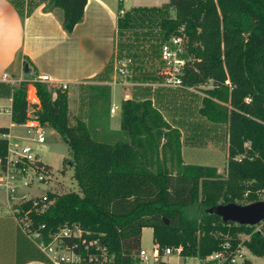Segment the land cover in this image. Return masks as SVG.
<instances>
[{
  "label": "trees",
  "instance_id": "16d2710c",
  "mask_svg": "<svg viewBox=\"0 0 264 264\" xmlns=\"http://www.w3.org/2000/svg\"><path fill=\"white\" fill-rule=\"evenodd\" d=\"M49 1L63 11L64 29L70 34L83 21L89 0ZM169 9L175 15L170 16ZM131 12L119 20L121 51L133 49L125 41L128 32L139 26L135 9ZM156 23L163 44L185 34L191 57L185 84H212L205 91L200 115L227 127L228 177L214 167L185 165L181 131L166 121L150 99L122 101L118 133L122 139H115L116 133L108 128L107 87L91 88L98 94L90 95L89 124L79 120L72 125L67 91L37 82L41 107L36 118L70 148L69 166L80 193L48 192L52 204L44 212L42 204H24L31 229L48 247L62 230L69 229L71 234L57 242L83 264H142L145 228L153 230L154 243L161 249L181 247L184 261H204L227 245L229 257L243 246L252 256L264 259V223L259 233L256 226L225 224L207 213L219 204L241 205L248 191L246 205L259 202L257 191L264 190V0H171ZM153 35L157 38L154 33L144 34L149 42ZM152 50L155 53L154 45ZM158 78L164 79L162 73L161 77L147 75L145 80ZM28 81L14 92L13 122L18 125L27 120ZM90 127L95 129L94 136ZM6 155L7 142L0 141V157ZM46 169L52 171L48 165ZM194 208L201 209L200 218L192 216ZM17 216L23 218L25 213ZM242 235L249 240L243 241ZM162 260L157 264H168ZM244 264L254 263L246 259Z\"/></svg>",
  "mask_w": 264,
  "mask_h": 264
},
{
  "label": "crops",
  "instance_id": "0c3cea01",
  "mask_svg": "<svg viewBox=\"0 0 264 264\" xmlns=\"http://www.w3.org/2000/svg\"><path fill=\"white\" fill-rule=\"evenodd\" d=\"M124 1L89 0L83 21L69 34L64 29L63 11L49 0H0V78L9 74L16 79H27L25 67L28 66L30 81L47 75L55 83H68L72 125L79 120L89 124L90 108L86 114L80 100V91L85 87L110 90L108 128L111 132L121 130V121L112 124V117L121 115V104L112 111L116 93L121 96V103L126 99H150L165 117L163 106L167 99L162 90L150 88V83L135 85L134 78L133 87L128 90L111 69L118 51L120 11L127 12L123 8ZM10 89L9 85L0 83V98L4 103L10 96ZM16 127L19 126L11 123L0 129L13 132ZM8 204L6 206V202L0 200V264H51L12 213L5 210H10L9 201Z\"/></svg>",
  "mask_w": 264,
  "mask_h": 264
},
{
  "label": "rangeland",
  "instance_id": "374dc122",
  "mask_svg": "<svg viewBox=\"0 0 264 264\" xmlns=\"http://www.w3.org/2000/svg\"><path fill=\"white\" fill-rule=\"evenodd\" d=\"M171 0H125L124 9L128 13H132L135 9V18L137 20L138 29L130 30L127 34V39L125 43L130 44L129 46L133 49L126 48L121 51L120 44L123 43L120 39L119 50L112 63V71L115 73L117 80L123 82L122 77L117 72L119 61L124 58H130L134 62L133 72L135 83H162L163 79L159 78L154 80H145V77H161V70L163 69V60L161 59V45L164 42V37L161 35L158 23L155 24V20L159 17L160 13L163 12V8ZM170 16L175 15V11L169 9ZM144 25V26H143ZM152 26V28H151ZM146 32L157 35L151 42H149V37L144 36ZM137 33V34H136ZM138 35V37H137ZM147 37V38H146ZM144 38H146L144 40ZM154 45L155 53L151 47ZM127 46V45H126ZM187 46V45H186ZM124 47V46H123ZM122 47V49H123ZM158 48V50H157ZM187 60L190 61V56L187 49ZM133 87V86H131ZM135 87V86H134ZM139 87V86H137ZM212 84L207 85H187L185 84L183 89H169V88H159L165 93L166 103H164V115L167 121L175 128L179 129L183 135V151H184V164L185 165H198L205 167H214L218 172L224 176L228 177L227 171V146H228V132L225 125H217L211 123L206 118L200 115V109L202 107V100L206 96L205 91L210 89ZM150 88H153L150 86ZM120 91V87L117 88ZM131 88H128L130 90ZM11 94V89L10 92ZM98 92L92 90L90 87L82 88L80 91V100L82 105V110L87 114L90 106V95L95 96ZM115 101L113 100V105L120 106V95L116 93ZM102 109V106L100 108ZM121 121V115L115 114L112 117L113 126ZM11 121L9 118L0 116V126H10ZM92 135H95V129L90 127ZM13 135L23 136L25 140L21 142L23 144H28L34 150V152L39 155L40 159L48 166L52 167V180L48 184H41L39 187H33L27 190L32 198L43 197L47 195L48 192L55 195H65L68 193L76 192L80 193V189L77 186V182L73 179V167L69 166V162L72 161V152L70 148L63 142L59 135L51 128H45L46 143L39 144L33 135L27 133V130L21 127H16L13 129ZM115 139H122L118 133L114 134ZM169 163L170 168H175V165ZM252 186V182L248 184ZM260 201H264V190L257 191ZM251 195V191L244 193L241 205H246L245 199ZM0 200L6 202L8 206L9 197L7 193L0 190ZM15 202L12 203V206ZM7 212H11V208L5 209ZM192 216L200 218L202 211L200 208H194L191 211ZM82 233L81 231L78 234ZM242 240L248 238L246 235H242ZM143 249L149 254H152L153 248L155 246L153 239V230L148 228L142 236ZM61 256L70 257V254L66 252H60ZM242 258L238 259V264H244L245 260H250L255 264H264V259L257 258L251 255L247 249H243ZM165 263L168 264H201L200 260L197 259H187L183 260L179 255H172L167 258H163ZM78 262V260H75ZM142 264H145L141 261ZM150 264H157L150 263Z\"/></svg>",
  "mask_w": 264,
  "mask_h": 264
},
{
  "label": "built area",
  "instance_id": "2783aa9c",
  "mask_svg": "<svg viewBox=\"0 0 264 264\" xmlns=\"http://www.w3.org/2000/svg\"><path fill=\"white\" fill-rule=\"evenodd\" d=\"M124 15L125 11H120V16ZM184 30L185 28H182L181 32H184ZM182 35H174L162 45L160 54L164 67L161 70V73L164 79L162 83L152 84L151 86L154 89L165 87L179 90L184 88L185 71L189 61L186 58L187 47L184 39L185 34L183 33ZM118 64L117 72L120 77H122V85L127 88L133 86V60L130 58H124L122 61H119ZM26 80L25 77L16 79L9 74H3L1 76L0 83L9 85L11 88V94L6 99L5 103L4 99L0 98V116L9 118L13 125L26 129L27 133L33 135L39 144H45L47 141L45 128L40 124L35 115L41 107L36 83H44L48 85L50 89L60 88L62 91H68L70 85L68 83H55L47 75H41L32 81L29 80L28 85L26 86L28 95L27 120L24 124L18 125L13 122L14 92L15 89L26 82ZM227 84H229V82H227ZM247 101L249 102V100ZM115 109H117L116 105L112 107V111H115ZM22 140H25V138L19 136L15 137L10 130L9 132H0V141L7 142V155L5 158L0 157V190L7 193L12 215L16 218L26 235H28L36 243L38 248L50 258L53 264L75 263V260L79 261V258L74 255L70 254V257H64L59 254L60 252H66L67 250L57 242V238L61 236H69L71 234L69 229L62 230L55 237L53 244L49 247L46 246L45 242L40 241V234L33 232L31 229L29 212H25L22 206L32 201L34 207H38L42 204L41 211L44 212L52 202L48 201L47 195L32 198L27 190L36 186L39 187L41 184H48L53 178V173L46 169V164L40 159L39 155L34 152L31 146L23 144L21 142ZM13 202H15V204L12 206ZM22 213H25V217L18 218L17 215H21ZM262 224L256 226V232H263ZM249 238L250 237L245 240H249ZM229 248V245H227L223 252L215 253L208 259L201 261V264H238V259L243 257V249L247 248L241 246L233 257L227 255ZM181 253V247L173 250L171 248L161 249L160 246L155 245L151 255L142 249L139 257L145 264H150L157 263L160 259L172 255L177 254L181 256Z\"/></svg>",
  "mask_w": 264,
  "mask_h": 264
},
{
  "label": "water",
  "instance_id": "95a60500",
  "mask_svg": "<svg viewBox=\"0 0 264 264\" xmlns=\"http://www.w3.org/2000/svg\"><path fill=\"white\" fill-rule=\"evenodd\" d=\"M25 76L30 77L29 67H25ZM209 215H215L225 224L255 227L264 223V201L248 205L237 203L219 204L207 210ZM169 224V222H167Z\"/></svg>",
  "mask_w": 264,
  "mask_h": 264
}]
</instances>
